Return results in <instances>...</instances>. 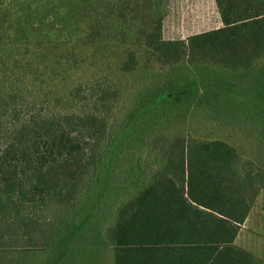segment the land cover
I'll use <instances>...</instances> for the list:
<instances>
[{
	"label": "trees",
	"instance_id": "16d2710c",
	"mask_svg": "<svg viewBox=\"0 0 264 264\" xmlns=\"http://www.w3.org/2000/svg\"><path fill=\"white\" fill-rule=\"evenodd\" d=\"M166 1L0 0V264H91L108 248L109 264H264L236 243L264 172L227 139L185 131L184 89L149 81L112 129L109 87L89 94L79 78L109 67V46L125 73L134 48L151 49L264 98V0H215L222 26L186 40L163 38ZM238 104L210 94L205 116L239 123ZM140 147L154 151L148 176L121 167Z\"/></svg>",
	"mask_w": 264,
	"mask_h": 264
},
{
	"label": "rangeland",
	"instance_id": "374dc122",
	"mask_svg": "<svg viewBox=\"0 0 264 264\" xmlns=\"http://www.w3.org/2000/svg\"><path fill=\"white\" fill-rule=\"evenodd\" d=\"M163 12L162 36L164 39L186 40L192 34L222 26L215 0H167ZM109 50L112 51V53L109 52V67L106 64H103L102 67L98 65L93 71L84 69L85 71H80L78 75L80 79L84 80V85L87 84V80L94 81L95 91L91 90L92 92L90 91L89 94L99 93L104 87H109L107 94L109 95V107L115 105L109 117L112 129H118L119 125L124 123L127 110L139 87L146 85L151 80L158 83L156 86L165 84L175 89L179 86L184 89L182 92L185 93L184 99L190 101V103H184L185 105L177 104L174 107L176 109L179 106L180 109L183 108L188 113V117H185L184 121L182 120V127L187 128L185 131H189L199 138L221 136L227 139L237 146L241 154V163L249 161L255 171L264 172V118H260L264 117V110H262L264 109V98L255 96L242 88L228 86L224 82H216V74L218 76L226 74L220 67L206 65L203 68L204 74L200 75L195 70L196 65L191 63L188 58L167 64L151 49H149L150 52L147 49L134 48L138 59L136 70L127 73L120 72L118 65L122 58V52L113 46H109ZM67 82L70 84L62 81L60 87L65 88L66 85L75 84H72L70 79H67ZM196 85L198 92L194 96ZM80 94L86 99L87 106H90L91 98L87 101V96H85L88 95V90L82 91ZM210 94L215 100L223 96L232 101L238 100V105L227 107V109L241 110L242 114L239 115L242 119L241 122L237 123L236 121L233 124L231 119L219 121L208 115L205 116L204 106ZM198 95H202V103H204L202 109L195 106L197 103L195 100L200 101ZM69 107L81 108L82 106L80 103H72ZM163 107L168 110L171 105ZM243 115H246L245 118L242 117ZM127 154L126 160L121 155L122 169L126 170L130 164L137 167L138 163L144 169L145 176L155 170L152 148L129 149ZM122 174L125 175V173ZM258 186L260 187L258 195L246 221L240 227L236 243L249 250L257 258L264 260V183ZM124 189L121 188L120 191ZM128 194V192H122L120 197L125 198ZM111 257V249L108 248L103 252V256L101 254L99 257L96 256L91 264H109Z\"/></svg>",
	"mask_w": 264,
	"mask_h": 264
}]
</instances>
